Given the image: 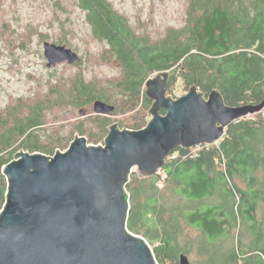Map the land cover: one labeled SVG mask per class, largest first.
Masks as SVG:
<instances>
[{
	"label": "trees",
	"instance_id": "trees-1",
	"mask_svg": "<svg viewBox=\"0 0 264 264\" xmlns=\"http://www.w3.org/2000/svg\"><path fill=\"white\" fill-rule=\"evenodd\" d=\"M75 1L93 39L103 44L100 58L119 68V77L109 81L116 96L79 71L66 91L62 79L51 76L45 80L50 93L17 98L0 110V209L7 191L5 164L21 151L53 155L64 149L62 137L44 130L46 113L57 105L82 108L100 99L115 106L112 113L138 104L148 110L152 100L144 83L164 70L170 84L178 79L184 89L196 85L205 97L217 89L230 106L263 100L264 0H189L185 23L154 42L137 34L108 0ZM94 118L102 137L109 119ZM161 172L142 178L133 173L126 185L128 228L158 242L152 249L159 264L191 251L200 264H264V109L231 122L217 143L176 147Z\"/></svg>",
	"mask_w": 264,
	"mask_h": 264
},
{
	"label": "water",
	"instance_id": "water-1",
	"mask_svg": "<svg viewBox=\"0 0 264 264\" xmlns=\"http://www.w3.org/2000/svg\"><path fill=\"white\" fill-rule=\"evenodd\" d=\"M43 55L48 68L80 61L72 48L48 41ZM169 77L164 70L146 79L144 93L152 103L144 127L113 123L103 144L75 135L65 150L21 151L2 167L7 191L0 264H159L148 240L128 228L130 176H153L176 147L217 143L231 122L264 109V97L256 105L230 106L217 89L205 97L196 85L173 98L167 95ZM114 108L93 102L98 115ZM179 264L192 263L182 253Z\"/></svg>",
	"mask_w": 264,
	"mask_h": 264
},
{
	"label": "rangeland",
	"instance_id": "rangeland-1",
	"mask_svg": "<svg viewBox=\"0 0 264 264\" xmlns=\"http://www.w3.org/2000/svg\"><path fill=\"white\" fill-rule=\"evenodd\" d=\"M108 1L119 14L126 17L129 26L137 34L146 35L150 42H154L168 29L179 28L185 23L189 0ZM75 3V0H0V110L17 98L43 96L49 92L45 80L51 76L62 79L64 86L61 89L66 91L79 71L86 80L95 82L98 89L115 95L113 82L109 84V81L115 76L119 77V68L115 63L100 58L103 44L93 39L84 22V14ZM59 39H64V44L75 50L81 60L73 64L63 62L48 68L43 55V42L57 44ZM22 41H25L23 47L20 46ZM186 92L187 88L184 89L178 79L169 83L167 95L180 96ZM142 112L147 114L142 117ZM96 115L93 102L82 108L57 105L46 113L47 125L44 130L53 136L62 137L64 149L75 135L86 137L87 144H103L108 128L101 137L103 132L97 128ZM100 116L109 119L108 127L116 123L120 128H132L140 122H144L145 126L151 117L141 104L133 110ZM79 125L83 127V133L78 131ZM94 132L97 134L91 138L90 133ZM47 141V137H43V143ZM158 174L164 175L161 170ZM150 241L151 247L158 244L155 239ZM210 252L218 253L215 250ZM187 257L190 263L200 264L197 252L191 251ZM173 262L179 264L176 258ZM165 264L171 262L166 261Z\"/></svg>",
	"mask_w": 264,
	"mask_h": 264
}]
</instances>
